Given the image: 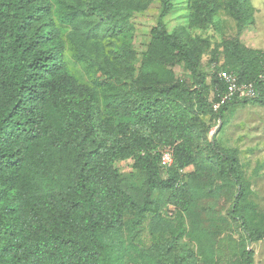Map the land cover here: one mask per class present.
<instances>
[{
	"label": "trees",
	"instance_id": "1",
	"mask_svg": "<svg viewBox=\"0 0 264 264\" xmlns=\"http://www.w3.org/2000/svg\"><path fill=\"white\" fill-rule=\"evenodd\" d=\"M154 1L0 0V264H216L221 230L201 222L207 167L195 130L235 103L264 104V54L238 36L224 39L212 50L208 82L206 40L170 32L163 18L173 0H159L137 67L132 18ZM187 2L192 26L211 22L221 6L238 34L248 25L245 0ZM68 54L88 80L72 72ZM176 65L190 81L176 77ZM220 70L254 82L257 96L215 111L211 101L225 90ZM205 142L218 191L231 193L240 264H254L264 209L248 199L237 152L215 134ZM168 145L174 158L163 167ZM126 160L140 188L120 172Z\"/></svg>",
	"mask_w": 264,
	"mask_h": 264
},
{
	"label": "rangeland",
	"instance_id": "2",
	"mask_svg": "<svg viewBox=\"0 0 264 264\" xmlns=\"http://www.w3.org/2000/svg\"><path fill=\"white\" fill-rule=\"evenodd\" d=\"M248 25L238 34L235 20L230 17L224 6H221L211 22L192 26L188 23L187 0H173L172 10L163 18L170 32L183 30L189 41L206 40L202 59V68L211 81L212 50L218 48L220 42L238 36L239 41L251 50L264 54V0H245ZM161 2L155 0L144 11L137 12L133 18L134 31L130 41L137 51L135 65L140 66L142 53L147 49L150 31L159 20ZM69 55L72 72L89 79L85 65ZM220 64V63H219ZM176 77L190 81L188 72L182 65L174 67ZM213 95V94H212ZM213 98V97H212ZM205 125L195 130L200 154L205 164L206 175L202 176V190L205 197L201 200L200 216L204 226L212 227V231L221 230L216 244V264H240L239 240L241 229L238 222L229 214L231 193L218 191L221 180L215 164L207 158L206 140L214 134L218 142L225 148L237 152L240 170L245 179L248 199L264 209V104L250 100L235 103L223 113L222 118L204 117ZM120 172L127 178L130 188H140L143 178L133 167L132 160L118 162ZM192 166L185 169L191 172ZM188 240V238H187ZM255 251L254 264H264V239L251 244Z\"/></svg>",
	"mask_w": 264,
	"mask_h": 264
},
{
	"label": "built area",
	"instance_id": "3",
	"mask_svg": "<svg viewBox=\"0 0 264 264\" xmlns=\"http://www.w3.org/2000/svg\"><path fill=\"white\" fill-rule=\"evenodd\" d=\"M219 77L225 83V90L217 100H212V106L215 111L219 110L224 104L234 100H245L255 98L258 94L254 82H241L233 71L220 70ZM260 78H264V62ZM174 158V149L171 145L161 150V165L170 166Z\"/></svg>",
	"mask_w": 264,
	"mask_h": 264
}]
</instances>
